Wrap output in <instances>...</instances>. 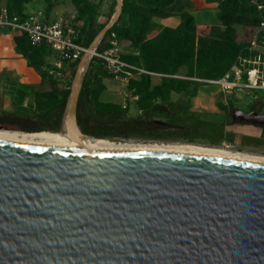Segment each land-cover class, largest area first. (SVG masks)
I'll return each mask as SVG.
<instances>
[{
  "label": "water",
  "instance_id": "obj_1",
  "mask_svg": "<svg viewBox=\"0 0 264 264\" xmlns=\"http://www.w3.org/2000/svg\"><path fill=\"white\" fill-rule=\"evenodd\" d=\"M122 6L75 64L54 133L73 145L168 143L78 128L85 76ZM0 264H264V165L0 143Z\"/></svg>",
  "mask_w": 264,
  "mask_h": 264
},
{
  "label": "rangeland",
  "instance_id": "obj_2",
  "mask_svg": "<svg viewBox=\"0 0 264 264\" xmlns=\"http://www.w3.org/2000/svg\"><path fill=\"white\" fill-rule=\"evenodd\" d=\"M192 3L191 0H187ZM241 3L247 9L248 15L243 18L242 22L236 18L230 21L231 16L236 15L234 11L227 12L226 7ZM175 4H177L175 2ZM184 10H189L191 15L195 13V22L199 25L194 43H199L204 39H210L219 43H230L239 52L230 61V69L223 75L219 76V67L211 65L209 71V79L202 81V86L190 87L187 91L173 95L174 102L182 103L185 106L183 112L178 116L182 121L190 119H200L209 122H218L229 124L234 111L246 112L249 109H259L264 112V92L259 90H247L244 85L247 84L248 75L253 72L256 75L257 83L264 81V0H203L200 9L195 8L194 3L189 7L188 2L182 3ZM156 5H160L158 2ZM176 6V5H174ZM0 7H6L21 15L37 16L47 22H60L66 31L70 32L73 39L78 40L85 46L99 33L100 27L110 19L114 11V0H0ZM176 8V7H175ZM218 15L223 17V22L218 20ZM93 17V25L88 27L90 18ZM179 19V17H178ZM254 20V24L249 26V22ZM128 23L127 16L121 15L118 27H124ZM163 29L155 27L147 33L146 40H154ZM112 31V29H111ZM110 31V32H111ZM111 35L106 39L104 51L117 50L112 52L127 64L146 71L139 55L138 46L132 44L125 39L122 34L118 35L117 30H113ZM107 35V34H106ZM230 37V40L227 38ZM110 41L116 43L115 46L109 44ZM162 59H164L163 50L159 51ZM50 53H44V59L50 57ZM182 57L177 60L173 75L164 74L162 70L146 71L150 74H135L136 77L130 80L125 86L115 82L107 73H101L96 79L94 99L90 105V109L96 118L100 119L105 112L117 110L119 108L126 116L132 117L140 114L145 109H149L153 105L160 103L161 99L156 98L158 89L161 86L164 76L170 77L174 81L176 91L181 89L187 82L193 79V58ZM31 64H37L33 55L28 54ZM173 57L175 53L171 57ZM56 59V58H55ZM172 60V61H173ZM61 66L62 70L56 71V74H64L67 64L55 60ZM163 66V60L160 61ZM44 75H49L54 71L44 62L41 65ZM147 77L148 84L144 79ZM211 78V79H210ZM227 80L229 84H237L238 87L229 89L212 84L210 82ZM139 97V102L135 106L130 100L133 96ZM258 101L261 104H258ZM126 104L129 109L123 110L121 106ZM255 103L256 107L252 108ZM261 105V106H260ZM155 121H163L164 117L156 115ZM227 133L233 137V141H239L243 135L240 128H228ZM131 140H148L139 137H130ZM168 143H184L181 139H165L161 140ZM190 145L196 149H214L201 139H197ZM228 146L233 150L240 151L250 158H264V145L262 147L251 150L240 147L239 144L223 143L220 147ZM216 149V150H217ZM219 151V150H218Z\"/></svg>",
  "mask_w": 264,
  "mask_h": 264
},
{
  "label": "trees",
  "instance_id": "obj_3",
  "mask_svg": "<svg viewBox=\"0 0 264 264\" xmlns=\"http://www.w3.org/2000/svg\"><path fill=\"white\" fill-rule=\"evenodd\" d=\"M160 2V5H156ZM175 2L177 4H175ZM188 2L189 7L192 3L187 0H123L122 15L127 16L128 23L124 27H118V23L113 26V30H117V34L129 40L135 46H138L139 55L145 70L152 72L153 70L160 71L164 67V74L171 76L175 69V64L181 61L177 60L182 57L193 58V78L200 81H189L178 91L174 88V81L170 77L162 79L160 88L156 98H160V103L153 105L149 109H145L136 116H126L119 108L117 110L105 112L98 119L94 116L90 105L94 99V91L96 79L101 73H106L104 63L93 57L87 74L85 76L79 98L77 101L76 119L80 132L83 135L94 138L105 137H139L148 140H165V139H181L188 144H193L195 140H205L211 148L220 147L223 143H232L233 137L226 132V125L218 122L203 121L200 119H190L182 121L178 116L183 112L185 106L182 103L173 102L170 99L171 93H182L190 87L202 86V81L209 79V69L211 65L218 66L219 76H223L231 67V60L239 52V49L230 43H219L210 39H204L199 43H194L196 33L200 28L195 22V18L189 10H184L183 4ZM176 5V6H174ZM227 12L234 11L236 17L231 16L230 21L239 20L248 15L247 9L241 3L228 5ZM176 7V8H175ZM8 9V8H7ZM11 14L21 18L26 15L18 14L8 9ZM169 17H179L180 24L175 29L164 28L159 35L152 41L145 39L149 31L155 28L154 19H165ZM218 20L223 22V17L218 15ZM109 19L100 27L101 30ZM93 17L90 18L88 27L93 25ZM254 24V20L249 22V26ZM109 32L98 48V52L105 49L106 39L110 36ZM230 35L227 40H230ZM75 40V39H74ZM92 41V40H91ZM90 41V42H91ZM75 42L83 47H87L75 40ZM89 42V43H90ZM15 47L18 53L28 59L30 65L39 72H42L41 65L44 62V53H50L45 46L38 48L31 47L25 36L16 35L14 39ZM160 50H163L164 59H162ZM175 53V60L171 57ZM28 54L33 55L37 64H31ZM163 60V66L160 61ZM173 60V61H172ZM70 74L73 77L75 63L68 64ZM43 73V72H42ZM144 79L148 84L147 77ZM211 79V78H210ZM69 91L63 94L59 108L50 114L46 119L34 117H18L13 115H0V125L5 129L12 128L24 133L50 132L55 133L58 130L63 110L67 101ZM136 96V95H135ZM133 101V105H137L139 97ZM258 104H261L258 101ZM261 106V105H260ZM255 103L252 108H255ZM122 108V106H121ZM123 109V108H122ZM129 109L126 107L123 110ZM160 115L165 118L163 121H155L154 117ZM240 124H248L242 121H235ZM231 124V123H229ZM264 138V137H263ZM261 141L243 138L242 144H257Z\"/></svg>",
  "mask_w": 264,
  "mask_h": 264
},
{
  "label": "crops",
  "instance_id": "obj_4",
  "mask_svg": "<svg viewBox=\"0 0 264 264\" xmlns=\"http://www.w3.org/2000/svg\"><path fill=\"white\" fill-rule=\"evenodd\" d=\"M191 1L195 8L202 7L203 0ZM195 13H193L194 18ZM154 23L155 27L161 29H175L179 26L180 19L178 17L155 18ZM15 38L16 35L13 33L0 32V115L46 119L59 108L63 94L70 90L72 80L70 69L67 66L64 74H56V71L62 69L55 62V57L50 55L44 61L54 71L44 75L17 52ZM177 94L179 93H171L170 99L173 100V95ZM233 127L244 130L240 139L244 137L256 140L259 139L262 133L261 128L264 126L237 123L228 124L225 129ZM240 139L234 143L240 144ZM248 145L251 146V144Z\"/></svg>",
  "mask_w": 264,
  "mask_h": 264
},
{
  "label": "built area",
  "instance_id": "obj_5",
  "mask_svg": "<svg viewBox=\"0 0 264 264\" xmlns=\"http://www.w3.org/2000/svg\"><path fill=\"white\" fill-rule=\"evenodd\" d=\"M5 31L15 35L25 36L27 42L31 47L38 48L45 46L52 56L58 61L73 64L80 59L84 53L85 48L75 42L71 37L70 32L66 31L60 22H47L37 16L26 15L21 18L17 15L11 14L6 7H0V32ZM112 37L114 35L110 34ZM111 46H115L114 41H110ZM117 51H102L94 53V58L101 60L104 63L106 73L121 86H125L130 80L135 79V74H150L146 71L135 68L126 62L122 61L117 55L112 52ZM249 73L247 84L244 85L247 90H259L264 92V81L257 83L256 75ZM167 77V76H164ZM194 81H200L193 79ZM212 84L221 86L222 88L233 89L238 87L237 84H229L225 79ZM130 100L136 101L137 97L133 96ZM127 105L124 103L122 108L125 109ZM228 147V146H225Z\"/></svg>",
  "mask_w": 264,
  "mask_h": 264
},
{
  "label": "bare ground",
  "instance_id": "obj_6",
  "mask_svg": "<svg viewBox=\"0 0 264 264\" xmlns=\"http://www.w3.org/2000/svg\"><path fill=\"white\" fill-rule=\"evenodd\" d=\"M251 74L253 76L254 73L252 72ZM0 143L22 147L61 149L90 153H137L168 155L252 165H264V158H250L244 153H240L230 147L225 146L221 147V150L217 148L203 150L189 147L190 145L194 144L184 143L114 144L103 141H100L95 145L78 146L73 145L68 140L61 138L57 134L50 132H41L33 134H23L19 132H0Z\"/></svg>",
  "mask_w": 264,
  "mask_h": 264
},
{
  "label": "flooded vegetation",
  "instance_id": "obj_7",
  "mask_svg": "<svg viewBox=\"0 0 264 264\" xmlns=\"http://www.w3.org/2000/svg\"><path fill=\"white\" fill-rule=\"evenodd\" d=\"M243 113H245V114H258V115H264V112L262 111V110H259V109H249L248 111H246V112H243ZM233 113H232V116L230 117L231 118V124L232 125H234V124H237V122H235V121H239V120H237V119H235V120H233ZM231 124H229V125H231ZM240 124V123H239ZM10 129H12V128H10ZM262 129V133H261V135H260V137H259V139H256L257 141H261V142H259V143H257V144H251V146L250 145H243L242 144V139L244 138V137H242L241 139H240V144H239V146L240 147H245V148H248V149H251V150H256V149H258V148H260V147H262V145H264V127L263 128H261ZM234 142V141H233ZM238 152H240V151H238ZM264 156V155H263Z\"/></svg>",
  "mask_w": 264,
  "mask_h": 264
}]
</instances>
